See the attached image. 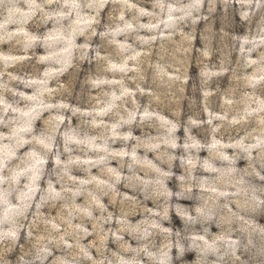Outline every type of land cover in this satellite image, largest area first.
<instances>
[{
	"label": "clouds",
	"instance_id": "clouds-1",
	"mask_svg": "<svg viewBox=\"0 0 264 264\" xmlns=\"http://www.w3.org/2000/svg\"><path fill=\"white\" fill-rule=\"evenodd\" d=\"M0 264H264V0H0Z\"/></svg>",
	"mask_w": 264,
	"mask_h": 264
},
{
	"label": "rangeland",
	"instance_id": "rangeland-1",
	"mask_svg": "<svg viewBox=\"0 0 264 264\" xmlns=\"http://www.w3.org/2000/svg\"><path fill=\"white\" fill-rule=\"evenodd\" d=\"M195 45H196V47L201 46V40L199 38L196 39ZM197 56H198V53L195 51V48L193 49V51L191 53L188 54V68H187V70L189 71V73L192 76H195L198 73ZM189 93H190V89H189ZM165 115L170 116L171 113L168 110H166ZM201 135H203V133H201ZM177 171H179V170H177Z\"/></svg>",
	"mask_w": 264,
	"mask_h": 264
}]
</instances>
